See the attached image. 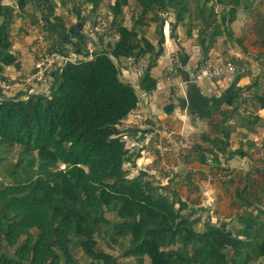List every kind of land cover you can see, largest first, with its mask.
Wrapping results in <instances>:
<instances>
[{
    "label": "trees",
    "instance_id": "1",
    "mask_svg": "<svg viewBox=\"0 0 264 264\" xmlns=\"http://www.w3.org/2000/svg\"><path fill=\"white\" fill-rule=\"evenodd\" d=\"M101 1L91 0L93 11ZM132 1L140 12L133 26L122 24L131 0L109 4L116 39L97 47V40L84 37L94 48L90 53L79 37L71 51L85 59L67 62L47 96L13 100L0 95V164L5 151L19 149L16 161L6 163L4 170L15 176L14 182L0 184V264H118V257L131 259V264H263V210L237 215L239 227L201 223L175 190H165L142 171L129 176L124 165L133 164L137 155L125 148L118 129L140 101L135 86L121 78L119 62L148 56L149 67L160 55L138 28L157 23L159 45L164 41V13L171 11L175 19L170 38L192 14L199 45L207 52L235 10H224L217 24L214 2L226 0H212L211 5L209 0ZM29 3L42 7L46 13H40L41 19L52 23V0H15L21 11ZM12 18L13 8L0 2L1 81H6V67L18 66L10 51ZM60 53L68 54L64 49ZM143 73L138 87L152 92L156 81ZM171 108L164 110L169 113ZM223 137L211 143L225 155L229 131ZM100 242L119 256L104 255Z\"/></svg>",
    "mask_w": 264,
    "mask_h": 264
},
{
    "label": "crops",
    "instance_id": "2",
    "mask_svg": "<svg viewBox=\"0 0 264 264\" xmlns=\"http://www.w3.org/2000/svg\"><path fill=\"white\" fill-rule=\"evenodd\" d=\"M212 2L209 0L207 5ZM229 8L235 12L226 24V31L215 37L207 52L199 45L197 22L193 21L192 14L183 21V37L178 33L176 39L174 34V38H166L158 45V53L161 54L163 48L164 59H158L143 71L155 79L156 88L149 93L138 91L137 108L118 129L128 138L142 141H148L161 127L172 129L177 135L183 134L181 156L168 155L161 159L145 145L144 153L141 149H132V153L138 155L127 169L147 173L165 190H175L188 208L196 211L201 223L226 222L229 227H239L237 215L245 211L252 215L259 209L264 211V174L259 168L264 153V108H261L264 102V0L214 2L217 24L224 10ZM81 30L82 25H77L76 31L68 33H74L77 42L80 37L88 44V40H84L88 35ZM97 42V47L104 46L102 37ZM62 49L52 51L60 53ZM168 56L179 59L178 65L185 70L180 67L179 76L168 79L163 85L161 74ZM222 62L233 64L232 75L211 83L200 77L202 68ZM13 69L9 74L11 79L22 74L21 66ZM53 70L50 85L58 72ZM143 74L134 84L138 86ZM232 94L234 98L228 99ZM0 95H5L4 91H0ZM227 99L232 103L226 102ZM169 105L172 108L167 113L164 107ZM256 116L260 121L254 123ZM226 131H229L228 144L226 154L222 155L212 147L211 141L223 140ZM217 169L226 171L230 178L210 179L209 175Z\"/></svg>",
    "mask_w": 264,
    "mask_h": 264
},
{
    "label": "rangeland",
    "instance_id": "3",
    "mask_svg": "<svg viewBox=\"0 0 264 264\" xmlns=\"http://www.w3.org/2000/svg\"><path fill=\"white\" fill-rule=\"evenodd\" d=\"M0 2L5 5H10L13 8V18L11 19L9 25V41L11 42L10 51L15 56L18 66L22 67V74L14 75L13 79L10 78L9 74L14 71L13 68L16 67H6L2 74L3 77L6 78V81L2 82L4 86L1 85V89L5 93L4 96L13 100H25L29 95L44 94L47 96L49 94L51 78L48 77L44 71L42 72L40 81L35 82V80H33L36 64L40 61L41 57L53 58L56 62L53 68L57 71H60L66 62H76L81 59H85L83 55L78 56L75 52H73V50L71 51V45L78 44V42L75 40L76 36L74 33L68 32L76 31L77 25H82L83 33H86L93 41L102 37L104 46L112 43L116 39L112 28V15L108 8V5L112 4L114 0L101 1L96 11L92 10L93 4L91 0H52L55 6L54 13L51 16L53 23H51V21L45 23L44 20L41 19L40 13H42V11L46 13L42 7L41 10L39 7H34L29 3L25 9L21 11L15 6V0H0ZM124 10L125 15L122 19V24L131 28L134 24V20L140 13L139 8L138 6L136 7L134 2L131 0L129 6L124 7ZM170 13L172 12L170 11ZM162 18L164 19L162 34L165 41L166 38H170V24L174 23L175 19L174 15L169 13H164ZM93 21H95V25L92 24ZM156 24L157 23H150L148 27L138 28V32L140 35L145 36L153 45L156 46V48H158V39L155 34ZM182 24L183 22H180L174 31L176 39L178 33L181 37L185 34ZM70 42L72 44H70ZM86 46L85 48L90 52L94 51L93 46L88 44ZM62 47L64 48V51L68 52L67 57H62L60 56V53H57V51H52L53 48L57 49ZM54 53L57 56H53L52 54ZM163 53L162 48L161 54L155 58V60L153 59L152 64L157 62L158 59H164L162 57ZM148 60L147 56L137 62L131 59H122L119 62L121 78L133 83L137 91H139L140 88L134 83L138 80V76L143 73L144 69L148 65ZM178 61L179 59L168 56V62L163 65L161 74L163 85L168 79L171 80V78L179 76V73L169 71L170 65L174 62L176 65V62ZM43 62L44 61L41 63ZM47 66L48 64L44 65V67ZM180 67L182 69L184 68V66ZM122 68H124L123 71ZM18 151L19 149L15 147L9 152L5 151V154L3 152L5 160L0 164V184L5 185L14 182L15 176L13 175L14 177H12L7 175L4 170L6 168V163H14L16 161ZM129 152L132 153V149L129 150ZM127 166L129 168L128 164L124 165L126 169ZM59 167L63 168L62 165ZM138 173L139 172L137 171L132 172L131 170L129 176L134 177ZM155 182L158 183L156 180ZM184 211L188 213L189 209L187 208ZM198 227L201 228V226ZM102 242L104 243V241ZM100 246L104 251V255L119 256V253H114V251L109 250L101 242ZM77 258H82L81 253H77ZM126 263L131 264L132 260L118 257V264ZM146 264H148V262H146Z\"/></svg>",
    "mask_w": 264,
    "mask_h": 264
},
{
    "label": "built area",
    "instance_id": "4",
    "mask_svg": "<svg viewBox=\"0 0 264 264\" xmlns=\"http://www.w3.org/2000/svg\"><path fill=\"white\" fill-rule=\"evenodd\" d=\"M41 57L40 61L36 64V73L33 75V80L38 82L41 80L42 72L46 71L47 67H49L55 60L53 58ZM44 61L43 63H41ZM41 63L40 65H38ZM48 64L47 67L44 65ZM42 66V67H41ZM169 71L176 73V67L174 64H171L169 67ZM234 73V66L230 62H222L216 66H206L200 70V77L206 79L208 82H213L224 78L225 76L232 75ZM4 85L3 83H1ZM121 138L126 142V148L128 150L131 149H141L142 153H144L145 145H148L149 150L155 153L158 157L163 159L168 155H174L179 157L181 153L183 145L180 143L181 138H183L182 134L177 135L173 130L168 128H161L156 131L152 137L147 139L148 141H142L138 138L130 139L127 135H122ZM260 169L264 171V154L261 155V165ZM210 179L225 181L229 179V175L224 170L216 171L214 174L209 175Z\"/></svg>",
    "mask_w": 264,
    "mask_h": 264
},
{
    "label": "clouds",
    "instance_id": "5",
    "mask_svg": "<svg viewBox=\"0 0 264 264\" xmlns=\"http://www.w3.org/2000/svg\"><path fill=\"white\" fill-rule=\"evenodd\" d=\"M163 27H164V26H163ZM88 45H91V44H88ZM91 46H92V45H91ZM86 48H87V46H86ZM86 50L89 51L88 49H86ZM89 52H90V51H89ZM91 52H93V51H91ZM91 52H90V53H91ZM52 55H53V56H57L55 53L52 54ZM60 56H62V57H67L68 54L65 56V55H63V54L60 53ZM88 57H90V56H88ZM88 57H87V58H88ZM66 63H67V62H66ZM66 63H65V64H66ZM55 64H56V62L54 61V62H53V63H52L47 69H46V71L49 73V72H51V70L55 69V68H53V66H54ZM173 64H174V66L176 67V73H178V72H177V68L180 67V66H178V63H177V62H176V65H175V62H174ZM36 71H37V70H36V68H35V73H36ZM46 71H45V72H46ZM35 73H34V74H35ZM34 74H33V75H34ZM0 81H1V80H0ZM2 82H5V81H1V82H0V88H1V85H2L1 83H2ZM3 86H4V85H3ZM7 86H8V85H7ZM1 90H2V89H1ZM29 96H30V95H29ZM161 128H166V127H161ZM161 128H159V130H160ZM168 129H169V128H168ZM171 130H172V129H171ZM122 135H125V134H122ZM182 135H183V134H182ZM183 139H184V138H181V140H180V143H181L182 145H183V143H182V140H183ZM123 141H124V140H123ZM124 143H125V141H124ZM125 148H126V146H125ZM126 149H127V148H126ZM127 150H128V149H127ZM128 151H129V150H128ZM134 154L138 155V153H134ZM182 154H183V147H182V150H181V153L179 154V156H181ZM262 154H264V153H262ZM262 154H261V155H262ZM260 159H261V158H260ZM260 165H261V164H260ZM259 168H260V167H259ZM219 170H221V169H217V170H215V172H216V171H219ZM260 170H261V169H260ZM215 172H213V173H211V174H214ZM229 178H230V176H229ZM212 180H213V179H212Z\"/></svg>",
    "mask_w": 264,
    "mask_h": 264
},
{
    "label": "water",
    "instance_id": "6",
    "mask_svg": "<svg viewBox=\"0 0 264 264\" xmlns=\"http://www.w3.org/2000/svg\"><path fill=\"white\" fill-rule=\"evenodd\" d=\"M263 133H264V128H263Z\"/></svg>",
    "mask_w": 264,
    "mask_h": 264
}]
</instances>
